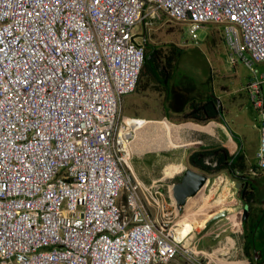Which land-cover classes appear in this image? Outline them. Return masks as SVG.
Instances as JSON below:
<instances>
[{
    "label": "built area",
    "instance_id": "1",
    "mask_svg": "<svg viewBox=\"0 0 264 264\" xmlns=\"http://www.w3.org/2000/svg\"><path fill=\"white\" fill-rule=\"evenodd\" d=\"M161 14L192 42L223 24L227 61L251 70L264 170V0H0V264H152L183 249L174 208L143 200L121 114L147 40L133 27Z\"/></svg>",
    "mask_w": 264,
    "mask_h": 264
},
{
    "label": "crops",
    "instance_id": "2",
    "mask_svg": "<svg viewBox=\"0 0 264 264\" xmlns=\"http://www.w3.org/2000/svg\"><path fill=\"white\" fill-rule=\"evenodd\" d=\"M199 34L198 42L187 40V37L184 43L174 42L176 46L172 48L173 52L168 54L172 57L165 58L163 65H160L159 61L157 75L148 73L143 77L145 81L142 80L143 82L136 85L134 90L142 91L153 79L155 86L152 84V87L156 90V100L143 102L134 96L136 111H125L126 115L124 116L135 119L140 125L137 136L131 143L133 153L130 167L143 188L142 197L152 215L157 214L161 209L172 206L171 188L174 183L182 180L185 167L190 166L187 156L193 149L224 145L229 151H234L236 147L240 146L247 164L246 173L253 178V182L257 177L264 175V170L260 169L256 163V150L259 144V117L257 119L256 116L249 118L243 114L250 103L243 88L248 81L249 72L247 71L240 88H237L240 78L232 72V67L236 70L237 64H240L241 61L232 65L224 60V56L219 57L218 53L221 49L224 52L227 51L226 40L220 24L206 23L200 29ZM158 48L161 54V49ZM187 55H192V57ZM162 56L161 54L160 59ZM177 65L183 70L173 76ZM242 65L245 66L243 63ZM245 68L247 67L245 66ZM195 69L198 70V73L194 74L198 80L191 78V73H194ZM208 86L211 87V90H208ZM232 89L237 92L242 91L244 97H237L231 92ZM131 92L125 94L122 101L129 100L132 97ZM209 96L216 98L219 108L216 117L194 120L183 116V113L190 108L192 101L204 100ZM244 99L245 106L242 105ZM155 103L154 111L157 115L153 114V110L145 108V106ZM175 149L178 151L172 152ZM166 177H176V179L165 183V180L162 179ZM227 183L226 180L223 184L227 185ZM217 185L219 182L214 187ZM243 200L250 204L245 199ZM256 204L258 211L264 208L261 202H256ZM223 208L225 207L223 206ZM178 211L177 209L179 214ZM215 211L217 209L205 213L204 211L196 212V209H193L187 212L185 210L180 214V220L183 219L185 223L195 226V229L190 230L192 233H188L185 243L190 240L192 242L196 230L201 231L209 224H205V222ZM237 227L234 228L237 229ZM235 229L234 232L237 231Z\"/></svg>",
    "mask_w": 264,
    "mask_h": 264
},
{
    "label": "rangeland",
    "instance_id": "3",
    "mask_svg": "<svg viewBox=\"0 0 264 264\" xmlns=\"http://www.w3.org/2000/svg\"><path fill=\"white\" fill-rule=\"evenodd\" d=\"M144 27L146 28L145 24ZM142 28L143 27L139 23H136L133 27L135 31L141 30ZM186 28L187 25L185 24V22L172 20L165 14H161L160 18H158L148 27L146 33L147 39L152 44L160 47L161 54L163 55L162 58L159 59L160 65H163L165 63L164 60L165 58L172 57L169 56L168 54L173 52L172 48L176 46L174 42L179 41L180 44L185 42V38L187 37ZM227 52H228V48L227 51L224 52L221 49L218 53L219 57L224 56L223 58L226 62H227L226 59ZM185 56L186 54L184 55V57ZM187 56L192 57V55H187ZM260 62H257L255 66L259 71L264 72V61H260ZM239 63L240 64H237L236 66V70L234 69V67H232V72L235 75L239 76L240 78V81L237 84V88H240L241 84L245 80V75L247 71L249 72V76L251 75V70L245 64L244 65L247 68H245V66H243L241 62ZM182 70L183 69L177 65L173 76L177 75ZM195 73H198V70L195 69L194 73H191V78H193L194 80L195 79L198 80V77H195L194 75ZM152 84H153V79L150 80V83L146 89L142 91L134 90L131 92L132 97L129 100L127 99L126 101L124 100L122 101L121 114L123 116L126 115L125 111L128 112L136 111L137 106L136 103H134L133 101L134 96L136 99L141 100L143 102L156 100V90L153 89L152 86L154 84L153 85ZM208 90H211V87L208 86ZM244 91L247 95L245 88ZM231 92L233 94H236V96L239 98L244 97L242 91H238L239 92L238 93L237 90L232 89ZM263 101H264V91H263ZM155 105L156 103L153 105H147L145 106V108L153 110V114L157 115V113L154 111ZM242 105L243 106L246 105L245 99ZM249 106L244 111L243 114H246V116H248L249 118H254L256 116L257 119V117H259L258 111L250 103ZM231 124L233 123L231 122ZM258 124H259V118H258ZM232 127L234 128L233 125ZM176 151H178V149H175L172 152H176ZM201 172L207 175V180L202 186V188H200L194 196L188 198L187 205L182 206L180 208L179 214L177 213V216L175 218L177 222L180 217V214L185 210L187 212L196 209V212L204 211L205 213H207L208 211H213L214 209H217V211L223 209V206L225 207V209L227 210L231 209V210L226 211L227 212L226 216H221L217 219L212 220V222L206 225L201 231L196 230V234L195 236H193L192 242L190 240L187 243H185L183 249L180 250V252L175 257L165 262L154 261L152 264H250L242 248L243 233L240 231V227L242 225V223H240V220H241V210L243 205L245 204V201L239 195V188L242 186L240 180L231 176L226 169H222L214 173H208L204 171ZM174 179H176V177H166L165 179L162 180H165L164 181L165 183H169ZM226 180L228 183L227 185H224L223 183H225ZM217 182H219V185L214 187V185H216ZM254 184H255V193H254L255 202L251 201L249 207L251 208L250 209L251 211L253 212L256 211L258 214L261 212V210L258 211V205L256 204V202L259 203L261 202L264 205V175L257 177V179H255L254 181ZM222 187L224 188L223 190ZM224 199H226L227 202L229 200V205L224 204L225 201ZM256 218L257 216L252 220V216H251L249 217L248 222L252 223V221H254ZM182 222H184L183 219H181L178 223L180 228L183 225ZM186 224H189V227L187 226V228H189L190 230H193V228H195V226L192 225L191 223L186 222ZM235 226H238L237 229L234 228ZM180 228L177 229L179 230ZM234 229L237 231L234 232ZM189 233L192 232L190 231ZM255 240H256V246L261 250V256L264 257V212L260 213L256 221Z\"/></svg>",
    "mask_w": 264,
    "mask_h": 264
},
{
    "label": "trees",
    "instance_id": "4",
    "mask_svg": "<svg viewBox=\"0 0 264 264\" xmlns=\"http://www.w3.org/2000/svg\"><path fill=\"white\" fill-rule=\"evenodd\" d=\"M160 56L159 48L147 42L137 84L145 81L143 77L148 73L157 75ZM218 113L216 98L209 96L204 100L192 101L190 108L183 113V116L194 120H205L216 117ZM187 161L190 166L208 173L226 169L231 176L240 180L242 184L239 188L240 197L247 202L254 201L255 184L253 178L246 173L245 155L240 146L234 151H229L224 145L196 148L189 151ZM255 226L256 223L241 225L244 237L242 248L250 264H260L264 261L261 250L256 246Z\"/></svg>",
    "mask_w": 264,
    "mask_h": 264
},
{
    "label": "water",
    "instance_id": "5",
    "mask_svg": "<svg viewBox=\"0 0 264 264\" xmlns=\"http://www.w3.org/2000/svg\"><path fill=\"white\" fill-rule=\"evenodd\" d=\"M206 174L189 166L185 168L182 180L173 184L171 188V195L177 201L178 207L181 208L187 202L189 197H192L202 187L206 181ZM226 214L225 209H220L209 218L205 224H208L211 220L224 216ZM245 215V212L243 213Z\"/></svg>",
    "mask_w": 264,
    "mask_h": 264
},
{
    "label": "bare ground",
    "instance_id": "6",
    "mask_svg": "<svg viewBox=\"0 0 264 264\" xmlns=\"http://www.w3.org/2000/svg\"><path fill=\"white\" fill-rule=\"evenodd\" d=\"M125 121L129 124V125H132V127H133V129H134V139L136 138V136H137V131H138V129H139V123H137L136 122V120L135 119H133V118H130V117H125ZM133 140L131 139V142H132ZM201 148V147H200ZM225 201H224V204L225 205H229V200H228V202H227V200L226 199H224ZM172 201H173V204H172V206L170 205V207H168L169 209L170 208H174V211L177 213V209L178 210H180V208L178 207V204H177V201L175 200V198L173 197L172 198ZM222 203V202H221ZM187 205V202L184 204V206H186ZM223 209H225V208H223ZM225 210H227V209H225ZM215 212H217V211H215ZM214 212V213H215ZM214 213H212V214H214ZM211 214V215H212ZM210 215V216H211ZM179 221H180V218L178 219V223H179ZM183 223V225L181 226V228L179 227V225H178V228H180L179 230H178V233L180 234V235H184L185 234V232H189L190 231V229L189 228H187V226L189 227V224H186V223H184V222H182ZM238 223H239V221H238ZM193 229H195V228H193ZM180 231V232H179ZM181 232H184V233H181ZM233 241H235V240H233Z\"/></svg>",
    "mask_w": 264,
    "mask_h": 264
},
{
    "label": "flooded vegetation",
    "instance_id": "7",
    "mask_svg": "<svg viewBox=\"0 0 264 264\" xmlns=\"http://www.w3.org/2000/svg\"><path fill=\"white\" fill-rule=\"evenodd\" d=\"M199 39H200V34H199V38H198V40H199ZM248 204H249V203H248ZM248 204L245 203V204L243 205V207H242V210H241V214H243V211L246 210L245 215H241L240 223H242V225H243L244 223H245V224H250L248 221H249V217H251V216H252V220L257 216V218H256L254 221H252L251 224L256 223V221H257L258 216L260 215V213L264 212V208H263V209L261 210V212L257 214V212L255 213V212H253V211L250 210L251 208L249 207ZM220 217H221V216H220ZM217 218H219V217H217ZM217 218H215V219H217ZM213 220H214V219H213ZM211 222H212V220H211L209 223H211Z\"/></svg>",
    "mask_w": 264,
    "mask_h": 264
},
{
    "label": "clouds",
    "instance_id": "8",
    "mask_svg": "<svg viewBox=\"0 0 264 264\" xmlns=\"http://www.w3.org/2000/svg\"><path fill=\"white\" fill-rule=\"evenodd\" d=\"M167 16V15H166ZM170 18V17H169ZM172 20H174V19H172ZM175 21H177V20H175ZM153 22H155V21H153ZM152 22V23H153ZM151 23V24H152ZM207 23H218V24H220L221 26H222V31H223V34H224V27H223V24L222 23H220V22H207ZM139 24H141V26L143 27L144 25H143V22L141 21V22H139ZM151 24H149V25H146V27H149ZM206 24V23H205ZM204 24V25H205ZM200 32V31H199ZM225 37V36H224ZM147 42H149V40L147 39L146 40V44H147ZM198 42V41H197ZM146 44H145V46H146ZM228 48V47H227ZM144 53H145V47H144ZM226 56H227V54H226ZM143 59H144V56H143ZM239 61H241V60H239ZM261 61H264V60H261ZM242 62V61H241ZM258 62H260V61H258ZM142 63H143V61H142ZM243 63V62H242ZM257 63V62H256ZM255 63V64H256ZM244 64V63H243ZM254 64V65H255ZM256 67V66H255ZM141 68H142V66H141ZM249 68V67H248ZM141 70V69H140ZM140 74V73H139ZM250 77V76H249ZM139 78V77H138ZM249 79V78H248ZM138 82V81H137ZM137 85V84H136ZM262 92H263V83H262ZM124 117H128V116H124ZM260 135V134H259ZM187 167V166H186ZM185 167V168H186ZM190 167V166H189ZM192 168V167H191ZM193 169H196V168H194L193 167ZM261 169V168H260ZM197 170V169H196ZM199 171V170H198ZM201 171V170H200ZM205 174V173H204ZM206 177H207V175H206ZM206 180H207V178H206ZM206 182V181H205ZM204 185V184H203ZM202 185V186H203ZM202 188V187H201ZM169 205V204H168ZM166 209H169L168 207H166ZM227 211V210H226ZM179 212V211H178ZM245 212H246V210H245ZM244 213V212H243ZM176 216H177V214H176ZM176 218V217H175ZM175 221H176V224H177V228H178V222H177V220L175 219ZM178 231V230H177ZM189 232H187L186 234H184V235H186V236H188L189 234H188ZM184 244H185V241H184ZM158 261V260H157ZM168 261V260H167ZM161 262H163V261H161Z\"/></svg>",
    "mask_w": 264,
    "mask_h": 264
}]
</instances>
